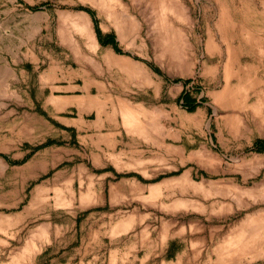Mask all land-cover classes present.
<instances>
[{"label": "rangeland", "instance_id": "374dc122", "mask_svg": "<svg viewBox=\"0 0 264 264\" xmlns=\"http://www.w3.org/2000/svg\"><path fill=\"white\" fill-rule=\"evenodd\" d=\"M160 1L0 0V264H264V0ZM175 79L200 107H181ZM80 120L103 126L111 176H85ZM117 181L131 193L115 206ZM239 229L249 254L213 263Z\"/></svg>", "mask_w": 264, "mask_h": 264}, {"label": "crops", "instance_id": "0c3cea01", "mask_svg": "<svg viewBox=\"0 0 264 264\" xmlns=\"http://www.w3.org/2000/svg\"><path fill=\"white\" fill-rule=\"evenodd\" d=\"M192 89H195V86L192 85ZM186 90L189 91V93L193 96L192 90L187 89L186 85L183 87L182 91ZM181 91V92H182ZM78 94H75L71 101H70V105H78L81 107V113L85 114L87 112V104H89L91 102V96L88 95V93L84 92L82 89L78 90ZM194 97V96H193ZM197 101L198 98L196 97ZM262 99V93L258 94V102L260 103V100ZM200 102V101H198ZM255 103V104H259V103ZM200 106H201V102H200ZM199 106V107H200ZM98 123V122H97ZM125 124V123H124ZM75 127H77V129H79L80 131H84L85 132V138L89 137L90 138V143H88V139H85L83 143L85 148L88 147V145L90 146L91 150L89 151V161L87 162L88 164L85 165L86 168V174L85 176L87 177H93V175L95 174H91L88 175V171H104V173L106 175L103 176H111V173H108V171L104 170V166H106V163H103L102 159H101V152L103 151L105 152V147H106V143L105 141L102 140V138H95L96 133L94 131H96L97 129L102 128L103 126L101 124H96L95 122H88V121H78V123H75ZM94 130V131H93ZM82 144V143H81ZM105 162V161H104ZM123 160L120 161V164L122 165ZM92 168V169H91ZM107 172V173H106ZM123 181H117L114 184H112V187L107 189V201L108 204H113L115 206H118L120 203L124 202L125 198V194L126 193H131V190L128 189H123ZM124 183H126L124 181ZM133 185V187L137 188L139 192H143V193H148L149 189L148 187H146L141 181H137V182H133V181H129V185ZM155 184V183H154ZM150 185H152V183H150ZM88 194V193H86ZM82 198L86 199V196H82Z\"/></svg>", "mask_w": 264, "mask_h": 264}, {"label": "bare ground", "instance_id": "6f19581e", "mask_svg": "<svg viewBox=\"0 0 264 264\" xmlns=\"http://www.w3.org/2000/svg\"><path fill=\"white\" fill-rule=\"evenodd\" d=\"M115 1V0H114ZM162 1V0H161ZM160 1V2H161ZM106 2V1H105ZM163 2V1H162ZM173 2V1H172ZM94 3V2H93ZM95 5H97L98 7H99V11L101 12L103 9H104V6H105V4L102 2V0H98V2H95L94 3ZM109 4V3H108ZM107 5V4H106ZM173 5V4H172ZM111 8V7H110ZM162 8H163V6H162ZM109 9V8H108ZM165 9V8H164ZM180 9V8H179ZM110 11V10H109ZM112 11H113V9H112ZM175 11V10H174ZM177 11V13L178 14H181V11L180 10H176ZM109 13V12H108ZM111 13V12H110ZM113 13V12H112ZM174 13V12H173ZM76 18H75V20H74V25H75V27L80 31V32H82L83 34H85V36L87 37V39L89 40V42L91 43V46H92V48L94 49V51L96 50L97 51V49H98V46H99V43H98V41H97V38H96V35H95V32L92 30V27H91V23H90V20H89V18H88V16L84 13V12H79V13H74L73 14ZM115 15V14H114ZM182 15V14H181ZM112 19H113V22H114V24H116L117 25V27H118V23H117V21H116V18H113L112 17ZM180 19V18H179ZM185 20V19H184ZM122 28H123V26H122ZM121 28V29H122ZM168 31V30H167ZM180 36V35H179ZM122 37V36H121ZM169 47V46H168ZM107 55V54H106ZM105 55V56H106ZM112 60V59H114L112 56L110 57V55H109V60ZM227 65V64H226ZM53 100V99H52ZM63 101V100H62ZM59 102V101H58ZM65 102V101H64ZM57 108H60V106H61V103H57ZM248 107H250V109L252 110V111H254V112H257V111H259V104H253V105H250V106H248ZM127 114H128V112H126ZM252 114H253V112H252ZM125 115V114H124ZM255 115V114H254ZM129 116V115H128ZM257 116V115H256ZM130 118V117H129ZM125 120V119H124ZM127 120V121H126ZM125 120V126H127L128 125V118ZM131 120V119H130ZM133 123V122H132ZM130 124V123H129ZM133 125V124H132ZM133 127V126H132ZM129 128V127H128ZM185 176V175H184ZM184 176H182V177H184ZM176 178H178V177H176ZM172 179V178H171ZM184 179H185V182H188V180H187V178L186 177H184ZM173 181H174V179H173ZM181 181V180H180ZM179 181V182H180ZM169 182V181H168ZM170 182H171V180H170ZM163 184V183H162ZM161 185V184H160ZM159 185V186H160ZM150 189V192L149 193H151L152 194V196H156L157 195V192L159 191L158 190V184H155V185H152V186H150L149 187ZM38 191V190H37ZM40 193L41 192H38V194L40 195ZM35 197H37V194H36V196ZM34 201V200H33ZM34 203V202H33ZM33 203H31V204H33ZM176 203V202H175ZM261 212H255V214H253V215H249V216H247V220L248 221H252V220H254V219H252L251 220V218L253 217V218H256V216H254V215H257V217H261L260 214ZM5 219V215L3 216V215H0V223L3 221ZM7 219V218H6ZM258 220V219H257ZM258 221H260V220H258ZM256 222V221H255ZM242 223H245V222H242ZM241 223V224H242ZM251 223V222H250ZM239 225V224H238ZM39 228V227H38ZM238 229V228H237ZM246 229H247V227H246ZM259 228L257 227V228H253V229H251L250 230V235H251V232H253L254 234L256 233V231L258 230ZM232 234H234V233H232ZM243 234H244V231L242 230V229H239V231L237 232V238H234V236L233 237H231V234L230 235H227V236H224L222 239H221V241H220V243H218L217 245H216V258L213 260V263H221V262H223L224 261V259H225V257H224V251L228 248V249H230V250H232V252L235 254V252L237 253L238 252V256L240 255V253L242 254L241 256H246L247 254H249L248 253V251H249V249L253 246L252 244H251V242H253L254 241V237H253V235H251L249 238H245V236L243 237ZM249 235V234H248ZM262 235V234H261ZM42 237V236H41ZM39 238V237H38ZM259 240V239H258ZM256 246V245H255ZM256 249V248H255ZM229 250V252H231ZM233 253H230V254H233ZM215 255V254H214ZM226 255H228V254H226ZM226 259H227V257H226ZM210 260V259H209Z\"/></svg>", "mask_w": 264, "mask_h": 264}, {"label": "trees", "instance_id": "16d2710c", "mask_svg": "<svg viewBox=\"0 0 264 264\" xmlns=\"http://www.w3.org/2000/svg\"><path fill=\"white\" fill-rule=\"evenodd\" d=\"M85 11L91 12L88 8H81ZM95 31L98 35L99 42L102 46H111L116 52L122 53L121 50L117 46V41L115 39V36L113 33H108L106 35H103L101 30L97 25H95ZM125 54V53H124ZM151 68H154L156 72H158V69L153 67V65L149 64ZM182 80L175 79L172 82H179ZM183 84H186V81H182ZM177 101L180 102L181 107L185 108L187 111L192 112L194 111L198 106H200V102L197 101L196 97H193L189 91L183 90L180 95L177 98ZM161 177V176H159Z\"/></svg>", "mask_w": 264, "mask_h": 264}]
</instances>
